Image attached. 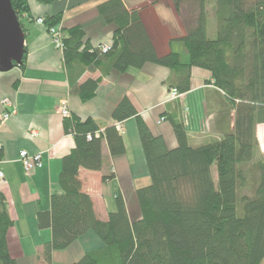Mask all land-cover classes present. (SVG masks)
I'll use <instances>...</instances> for the list:
<instances>
[{"label":"trees","instance_id":"16d2710c","mask_svg":"<svg viewBox=\"0 0 264 264\" xmlns=\"http://www.w3.org/2000/svg\"><path fill=\"white\" fill-rule=\"evenodd\" d=\"M172 1L178 12L185 8L189 13L181 38L188 63L174 51L159 55L139 10L128 9L123 0H106L98 11L114 25L107 52L83 40L81 26H61L71 91L83 101L95 96L102 77L78 82L87 69L107 74L152 62L169 67L170 88L185 93L192 69L199 67L211 73L231 103L234 127L220 139L194 146L185 124L174 121L178 143L170 149L124 98L112 116L116 122L137 117L150 183L137 190L138 219L131 220L118 194L117 208L104 221L82 190L79 170H102L104 144L110 156H117L125 153V140L116 123L101 126L91 117L68 119L66 130L75 136V148L62 160L63 193L53 195L50 209L38 214L39 228L52 230L51 240L41 249L47 263L54 251L67 248L88 231L101 245L76 264H261L264 260V159L257 153V126L264 123V0ZM12 6L20 18L30 11L28 0H12ZM42 17L50 28L60 24L62 13ZM210 19L216 21L212 36ZM111 178L113 174L104 175L105 180ZM245 189L250 192L244 193ZM12 225L0 192V264H18L7 241Z\"/></svg>","mask_w":264,"mask_h":264},{"label":"crops","instance_id":"0c3cea01","mask_svg":"<svg viewBox=\"0 0 264 264\" xmlns=\"http://www.w3.org/2000/svg\"><path fill=\"white\" fill-rule=\"evenodd\" d=\"M105 1L28 0L30 11L21 17L26 33L25 62L9 71H0V168L4 173L0 192L6 198L13 221L7 241L18 264H76L87 251L101 245L95 233L88 231L67 248L54 251L51 263L41 257L42 245L51 240L52 230L39 228L38 214L50 209L53 195L63 193L59 183L62 160L75 148V136L66 130L68 119L91 117L101 126L114 125L115 107L128 98L150 130L162 136L170 149L178 143L174 121L185 124L194 146L220 139L234 127L231 103L215 86L211 73L199 67L192 69L190 89L175 100L169 95L173 71L152 62L123 72L112 69L107 74L87 69L78 82L102 77L95 96L83 101L73 93L63 50L52 45L48 27L35 20L62 13L59 27L81 26L83 40L93 46L111 44L114 25L108 24L98 11L99 4ZM123 2L128 9L140 11L159 55L174 51L183 63L189 62L186 45L181 40L186 34L185 8L178 12L172 0ZM4 99L10 101L12 111L7 120L2 119L7 109ZM62 102L68 104L71 116L61 114ZM122 124L125 153L110 156L104 144L102 170H79L82 190L90 195L96 215L104 221L117 208L118 194L123 196L131 220L138 219L141 209L137 190L150 183L137 117ZM34 131L36 136L31 135ZM22 150L31 154L40 152L43 166L26 172L19 157ZM108 174H113V178L105 180L104 175Z\"/></svg>","mask_w":264,"mask_h":264},{"label":"water","instance_id":"95a60500","mask_svg":"<svg viewBox=\"0 0 264 264\" xmlns=\"http://www.w3.org/2000/svg\"><path fill=\"white\" fill-rule=\"evenodd\" d=\"M25 34L12 0H0V71H9L23 64Z\"/></svg>","mask_w":264,"mask_h":264},{"label":"built area","instance_id":"2783aa9c","mask_svg":"<svg viewBox=\"0 0 264 264\" xmlns=\"http://www.w3.org/2000/svg\"><path fill=\"white\" fill-rule=\"evenodd\" d=\"M36 20L38 23L45 24V19L42 16L38 17ZM48 32H49L50 37H51L52 45L56 49L64 50V39H63V32H62L61 26L60 27L59 26H52V27L48 28ZM95 47H101L103 52H107L111 48V44H98ZM169 95H170L171 100H175V99L181 98L183 96V94L175 87L170 89ZM3 103H5L7 109L4 112L2 119L7 120L11 116L12 111L9 108L11 105H10V101L8 99H4ZM59 110L63 116H65V117L71 116L68 104L66 102L61 103ZM163 119L164 118H162V120ZM116 126H117V129L120 131V133H123L124 128H123L122 122H116ZM99 132L100 131H98L97 133H99ZM31 135L36 136L37 132L34 131V132H32ZM87 137L90 139L91 135H88ZM19 157H20V161L23 165V168L26 172L33 171V170H35L37 168H41L43 166L42 154L40 152L31 154V153L27 152L26 150H22L19 153ZM0 164H1V158H0ZM3 178H4V173L0 168V179H3Z\"/></svg>","mask_w":264,"mask_h":264},{"label":"rangeland","instance_id":"374dc122","mask_svg":"<svg viewBox=\"0 0 264 264\" xmlns=\"http://www.w3.org/2000/svg\"><path fill=\"white\" fill-rule=\"evenodd\" d=\"M24 14L22 16H24ZM186 14H187V16H186ZM183 16L189 17V13H187L186 10H184ZM35 21L37 22V20H35ZM39 24H41V23H39ZM43 25L47 26V24H43ZM215 27H216V21L213 20V19H210L208 21V29H209V35L210 36H212L213 30H214ZM58 50H61V49H58ZM257 138H258V143H259L258 158L264 159V124H260L259 126H257ZM249 192H250V189L249 190L248 189L244 190V193H249ZM261 264H264V260L262 261Z\"/></svg>","mask_w":264,"mask_h":264}]
</instances>
